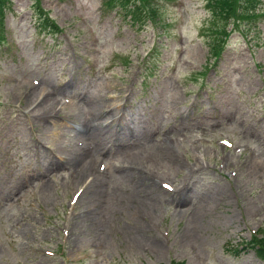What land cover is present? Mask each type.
<instances>
[{"label":"rangeland","instance_id":"374dc122","mask_svg":"<svg viewBox=\"0 0 264 264\" xmlns=\"http://www.w3.org/2000/svg\"><path fill=\"white\" fill-rule=\"evenodd\" d=\"M105 1H7L0 264H264V0Z\"/></svg>","mask_w":264,"mask_h":264},{"label":"bare ground","instance_id":"6f19581e","mask_svg":"<svg viewBox=\"0 0 264 264\" xmlns=\"http://www.w3.org/2000/svg\"><path fill=\"white\" fill-rule=\"evenodd\" d=\"M88 102L90 103L91 100H89ZM113 104H116V103H113ZM89 105H90V109H88L89 110L88 113L90 114V119L92 120V123L89 122V119L86 116L84 117L85 112L80 114V111L78 110L76 112V116L75 115L73 116L74 121L80 120V122L77 125L79 127V131L87 130V129L91 131H95V130L101 131L103 127L113 125L114 118L117 119V116L112 111L108 112L107 114L108 116L106 119L101 118V115H103V109L105 107H110L111 104L103 105L101 103H97V104L93 103ZM116 107L117 109H120L119 106H116ZM110 110H113V108H110ZM126 116L127 114H122L119 120H121L122 122H125ZM85 122H86V126H85ZM76 145L82 146L83 144L81 145V142H76ZM108 152L109 150H101L100 154L103 155V154H107ZM76 154L77 155L74 157V159H76L77 161H80L78 164L83 169V171L87 174V176L93 175V177H91V179L88 181V183L85 186V188H87L86 192L90 193L91 197H93V195L95 196V193L101 187L100 178L102 177V175L100 174H103V172H100L98 174L99 171L96 169H98L99 167L96 165L95 163L96 159L92 157L93 156L92 153L88 151H78L76 152ZM131 155L134 156L135 154L133 153ZM168 158H171V159L174 158L172 151L169 152ZM50 164L54 165V167L57 166L56 161H52Z\"/></svg>","mask_w":264,"mask_h":264},{"label":"trees","instance_id":"16d2710c","mask_svg":"<svg viewBox=\"0 0 264 264\" xmlns=\"http://www.w3.org/2000/svg\"><path fill=\"white\" fill-rule=\"evenodd\" d=\"M126 2L127 0H122V3ZM257 0H210V7L214 14L221 16L223 19L227 18V14H229L234 9L235 2L238 3V6L240 5V14L242 15L243 19L251 18L252 16H255V9L258 7ZM124 4V3H123ZM256 4H258L256 6ZM7 0H0V43H2V25L4 23V14L5 9L7 8ZM153 8V7H152ZM146 14L150 15L152 14L153 17V10L151 9V6L146 5ZM150 9V11H149ZM139 12V9H138ZM141 14V12H139ZM151 17V18H152ZM255 244L252 246L257 254L259 256L264 257V239H258L254 242ZM183 264V263H181Z\"/></svg>","mask_w":264,"mask_h":264}]
</instances>
